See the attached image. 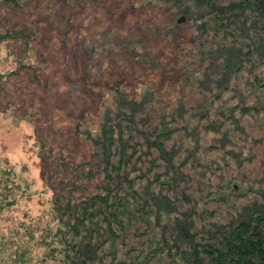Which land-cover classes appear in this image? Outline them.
Returning <instances> with one entry per match:
<instances>
[{"label":"rangeland","instance_id":"1","mask_svg":"<svg viewBox=\"0 0 264 264\" xmlns=\"http://www.w3.org/2000/svg\"><path fill=\"white\" fill-rule=\"evenodd\" d=\"M19 3L14 29L32 41L27 50L0 43V75L21 64L34 69L0 79V161L30 183L33 195L1 212L0 243L18 240L14 231L23 223L40 227L38 218L51 210L55 192L41 175L42 153L49 165L64 159L73 170L95 160L90 137L100 139L105 126L131 118L141 128L178 131L170 142L178 186L160 192L153 178L146 190L187 259L192 244L222 225L264 214V89L256 81L264 80L262 18L237 5L220 27L215 8L195 0H94L71 3L58 14L47 0ZM0 7V14L8 13ZM187 12L209 20L208 34ZM133 46L149 52L143 63ZM152 59L158 67L146 62ZM245 107L252 112L243 114ZM142 156L136 173L164 171L156 147ZM98 183L84 182L75 199L96 192ZM4 251L0 245V262L8 263ZM100 253L109 260V245Z\"/></svg>","mask_w":264,"mask_h":264},{"label":"trees","instance_id":"2","mask_svg":"<svg viewBox=\"0 0 264 264\" xmlns=\"http://www.w3.org/2000/svg\"><path fill=\"white\" fill-rule=\"evenodd\" d=\"M47 1L57 7L58 14L71 3L87 4L94 0ZM195 1L215 8L214 19L220 27L225 26L224 22L231 13L229 9L234 10L237 5L245 6L264 20V0ZM223 1H228L227 5L220 6L219 2ZM2 5L9 7V10L0 14V43H13L15 47L22 45L27 50L32 36L14 29L19 0H2ZM189 15L190 20L196 21L201 33L208 34L209 20L205 16ZM9 24L14 27H8ZM174 30L169 29L170 33ZM132 55L136 61L143 63L140 58L149 56V52L133 46ZM146 62H150L154 68L159 66L154 59ZM33 69V66L21 64L19 70L1 74L0 79H10L20 75L21 70L29 73ZM256 81L264 89V80ZM241 110L243 114H249L253 108ZM136 122L135 118H131L126 125L105 126L104 137H90L97 147L93 154L95 160L78 163L73 170L64 159L59 166L49 165L42 153L41 175L45 184L55 192L51 210L48 216L44 213L38 218L41 224L38 228L21 224L22 228L14 231L18 240L6 242L5 237L2 238L0 245L2 249L5 248L9 260L8 263L2 260L0 264H264V214L222 225L220 231L213 233L214 236L192 244L191 261L187 259L186 252L180 250L179 239L168 233L163 223V213L151 204L146 190L151 187L153 178L159 184L160 192L164 188L178 186L180 172L172 159L176 146L174 142L170 144L178 131L173 128L152 130L147 125L141 128ZM44 146L42 142L41 148L44 149ZM152 146L165 159L164 171L157 170L150 177L142 169V172L136 173V164L144 162L142 155L150 153ZM187 161L186 157L182 164ZM23 170L26 171V168ZM95 180L99 181L95 185L96 192L75 199V193L84 189V182ZM30 186L14 168L0 161V215L6 209L14 208L22 199L32 197ZM230 187L236 191L234 184ZM167 200L171 201L170 198ZM185 235L193 242L190 233ZM30 241L34 244H30ZM9 244L12 245L10 253ZM103 244L109 245V260L100 253Z\"/></svg>","mask_w":264,"mask_h":264},{"label":"water","instance_id":"3","mask_svg":"<svg viewBox=\"0 0 264 264\" xmlns=\"http://www.w3.org/2000/svg\"><path fill=\"white\" fill-rule=\"evenodd\" d=\"M178 22H179V23H183V22H185V17L181 18Z\"/></svg>","mask_w":264,"mask_h":264}]
</instances>
